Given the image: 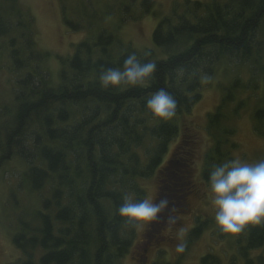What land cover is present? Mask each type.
Instances as JSON below:
<instances>
[{
	"label": "trees",
	"instance_id": "trees-1",
	"mask_svg": "<svg viewBox=\"0 0 264 264\" xmlns=\"http://www.w3.org/2000/svg\"><path fill=\"white\" fill-rule=\"evenodd\" d=\"M3 2L13 6L0 7V38L14 31L29 37L28 48L10 39L12 69L25 76L15 85L14 104L0 123V167L22 158L28 190H47L48 195L33 222L19 221L21 230L12 242L25 259L14 264H123L137 233L118 208L125 195L145 199L140 182L155 175L167 186V198H174L168 206L172 203L179 222L177 215L193 193L197 147L187 116L218 72L228 82L218 86L220 102L207 114L211 146L204 154L202 182L208 187L212 167L234 159L236 132L223 124L238 117L251 97L256 101L253 128L264 138V0H186L181 10L157 23L152 47L140 51L107 26L94 31L65 19L73 31H91L72 56L61 59L57 83L41 68L49 56L35 50L36 29L29 13L16 9V0ZM116 5H122L123 13L117 15L124 24L155 13L151 0H116ZM91 14L93 20L100 18ZM130 54L155 62L153 77L144 85L102 88L101 68H122ZM204 77L209 83L202 85ZM160 89L177 100L172 120L156 118L145 107ZM164 216L159 222L169 224ZM196 219L187 245L211 224ZM237 239L231 264H264V225L249 226ZM201 264L222 263L209 253Z\"/></svg>",
	"mask_w": 264,
	"mask_h": 264
},
{
	"label": "rangeland",
	"instance_id": "rangeland-1",
	"mask_svg": "<svg viewBox=\"0 0 264 264\" xmlns=\"http://www.w3.org/2000/svg\"><path fill=\"white\" fill-rule=\"evenodd\" d=\"M155 5V13L144 15L137 22L123 23L118 20L117 13L122 12L117 7L116 0H16L14 7L29 13L32 26L36 29L34 34L36 51L46 53L49 58L47 63H40L41 68L47 69L52 81L58 82L61 70V59L70 57L78 43L88 37L92 28L94 31L101 26L111 29L125 44L132 46L137 51L152 47V35L157 23L175 11L183 8L186 0H151ZM207 2L208 0H192ZM10 10L13 4L0 1V7ZM3 7V8H4ZM63 7H66L63 9ZM11 12V11H10ZM98 13L93 20L91 13ZM111 12L112 16L108 13ZM65 19H72L74 23H80V31H73L65 23ZM16 21V20H15ZM18 21V20H17ZM16 21V22H17ZM91 24V25H90ZM14 31L6 37L0 38V123L7 117L5 109H11L14 104L15 85L19 79L25 76L24 72L13 71L10 60V39L16 38L18 47L28 48V35ZM35 44V43H34ZM228 79L222 72H218L212 85L203 91L201 102L195 105L187 116L186 125L196 139L197 147L195 163L192 169L193 193L189 194L185 201V209L177 215V223L159 222L173 217L172 203L158 219L150 225L136 229L137 236L130 253L123 259V264H201V259L209 253L218 256L222 264H231L236 254L237 235L219 233L220 229L214 221V211L209 202V189L202 182L201 172L204 154L211 146L210 137L206 132L207 114L215 110L221 99L218 86L225 85ZM256 101L251 97L247 101V107L240 111L238 117L230 116L224 123L226 127L235 130L234 142L238 149L234 152V158L248 160L250 162L264 159V138L257 135L252 123V110ZM180 140V139H179ZM177 143V142H176ZM167 158V157H166ZM27 170V164L18 156L6 162L0 167V264H14L25 259L13 245V236L21 230L19 221L29 220L33 222L35 211L40 208L42 194L28 190L23 181ZM159 175L141 181L146 190V198L159 203L161 200L172 202L173 197L167 198V186L161 183ZM183 204V205H184ZM211 222L202 236L193 244L187 245L188 235L195 225L196 218ZM184 228V243L186 251L183 254L175 252L178 243L176 237L178 231ZM149 230V232H147ZM148 234V235H147ZM154 236H157L158 239ZM142 256V257H141ZM237 264H242L238 261ZM255 264H261L255 260Z\"/></svg>",
	"mask_w": 264,
	"mask_h": 264
},
{
	"label": "clouds",
	"instance_id": "clouds-1",
	"mask_svg": "<svg viewBox=\"0 0 264 264\" xmlns=\"http://www.w3.org/2000/svg\"><path fill=\"white\" fill-rule=\"evenodd\" d=\"M156 67L155 62H142L136 54H130L122 68L102 67L99 83L104 89L144 85ZM207 83V77L201 79L202 85ZM145 107L154 117L168 121L177 115L178 103L171 93L160 89L147 99ZM208 189L214 221L222 233L237 235L249 226L264 225V159L250 162L234 158L214 165L209 172ZM167 207L166 199L156 203L150 198L138 200L125 195L118 214L126 224L139 229L156 221ZM175 222V217H170L169 223ZM185 231L181 228L177 233V254L186 251Z\"/></svg>",
	"mask_w": 264,
	"mask_h": 264
}]
</instances>
